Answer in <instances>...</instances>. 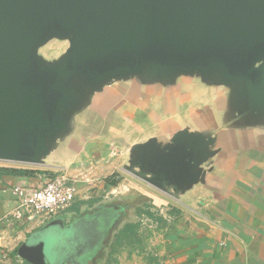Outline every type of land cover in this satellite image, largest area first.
I'll list each match as a JSON object with an SVG mask.
<instances>
[{"label":"water","instance_id":"obj_1","mask_svg":"<svg viewBox=\"0 0 264 264\" xmlns=\"http://www.w3.org/2000/svg\"><path fill=\"white\" fill-rule=\"evenodd\" d=\"M54 39L68 47L46 60L39 50ZM180 77L228 90V126L263 128L264 0H0V162L43 166L107 86ZM215 144L214 130L184 128L128 147L123 169L178 201L205 184ZM74 225L65 256L81 247ZM50 227L18 258L49 264L47 246L60 244Z\"/></svg>","mask_w":264,"mask_h":264},{"label":"crops","instance_id":"obj_2","mask_svg":"<svg viewBox=\"0 0 264 264\" xmlns=\"http://www.w3.org/2000/svg\"><path fill=\"white\" fill-rule=\"evenodd\" d=\"M227 97L226 88L207 86L196 77H180L171 86L135 79L107 86L75 117L74 129L43 168L53 174L63 170L79 181L87 178L102 188L112 175L122 182L126 178L128 147L151 137L166 141L184 128L214 130L218 153L205 184L178 201L165 194V201L158 194L151 197L154 204L176 206L175 201L184 211L174 217L159 256H167L165 264H264V127L228 126ZM31 179L0 172V264H12L9 257L42 226L1 221L16 206L12 190L32 191ZM88 189L82 184L73 206L90 202L84 200Z\"/></svg>","mask_w":264,"mask_h":264},{"label":"rangeland","instance_id":"obj_3","mask_svg":"<svg viewBox=\"0 0 264 264\" xmlns=\"http://www.w3.org/2000/svg\"><path fill=\"white\" fill-rule=\"evenodd\" d=\"M67 47V41L54 39L44 45L39 50V54L46 60H54L58 59L65 52ZM0 168L26 170L34 173L33 176L30 177L32 178L31 183H33V187L54 175L53 172L43 168V166L0 162ZM100 185L102 184H97L92 188L93 190L91 189L92 191L90 190L89 193L87 192L85 194V196L90 195L91 199L88 200L90 202L77 203L75 206L68 208L65 212L44 224H49L51 226V232L48 233V235L52 236L53 239L56 235L60 242V244H56V246L53 247H49V245L47 246L46 259L48 263L61 264L66 260L71 259L74 264H78L87 258V254L94 249L103 234V228L102 225H100L101 222L99 220L100 216L97 214L89 215L70 222L69 225L75 223V236L79 237V242L81 243V247L76 251L74 250V254L70 256L69 254L67 256L64 255V248H67L69 245L68 243L75 240L74 232H72L71 229L66 230L65 228L69 225L65 226L63 225V222L66 221V223H69L72 216L75 217L87 211L92 212L94 207H98V205L105 203H120L119 205L122 208H125L126 211L118 227L113 232V236L110 238L107 248L103 251L102 257L97 260L98 264H104L106 262L107 264L167 263V256L165 254L159 256V252L160 249L165 246L166 236L169 233L168 231L170 230L172 221L175 219L174 217L176 215L180 216L184 213L180 208L181 206L175 201H172V203H175L176 206L170 204H154L156 201L151 198L154 197L152 195H160L162 201L169 198H166L163 193H159L156 190L149 188V186L138 181V179L129 174L126 175L123 182L120 181L116 186L107 187L105 184V186L100 188ZM141 196L148 198L142 208L151 213L152 218L137 212L136 206L138 204L140 206L141 201H139V197ZM170 212L173 213L172 217L169 215ZM154 218L159 220L152 221ZM127 223L133 224L134 229L132 233H127L125 236L118 234ZM45 239L47 238L45 237ZM17 249L15 250L16 253L14 251L13 257H9L10 262L12 264H26L22 259L14 258L17 254Z\"/></svg>","mask_w":264,"mask_h":264},{"label":"built area","instance_id":"obj_4","mask_svg":"<svg viewBox=\"0 0 264 264\" xmlns=\"http://www.w3.org/2000/svg\"><path fill=\"white\" fill-rule=\"evenodd\" d=\"M93 183L87 178L79 181L66 175L63 170H58L52 177L36 185L32 191L15 187L12 191L17 197L16 206L1 221L6 224L21 222L44 225L76 203L82 184L89 187L86 191L89 193L95 187ZM90 199V195L84 196V200ZM0 247L2 248L1 244Z\"/></svg>","mask_w":264,"mask_h":264},{"label":"flooded vegetation","instance_id":"obj_5","mask_svg":"<svg viewBox=\"0 0 264 264\" xmlns=\"http://www.w3.org/2000/svg\"><path fill=\"white\" fill-rule=\"evenodd\" d=\"M120 203H105L102 205H98V207H94L91 211H83L85 213H81V215L71 217L69 223H66L64 221L63 225L68 226L70 222L76 221L79 218H83L84 216L89 215H99L100 217V225H102L103 228V234L99 240V242L96 244L93 250H91L87 254V258L83 261H81L78 264H98L97 260L102 257L103 251L107 248L108 242L110 238L113 236V232L118 227L122 217L125 215V208H122ZM50 264V263H49ZM59 264V263H57ZM61 264H66V262H63ZM69 264H74L69 263Z\"/></svg>","mask_w":264,"mask_h":264},{"label":"trees","instance_id":"obj_6","mask_svg":"<svg viewBox=\"0 0 264 264\" xmlns=\"http://www.w3.org/2000/svg\"><path fill=\"white\" fill-rule=\"evenodd\" d=\"M1 171L4 172L7 175H10V176H21V175H25V176L31 177L34 174V173L30 172V171L17 170V169H0V172ZM120 181H121V177L119 175H112L111 177H108L107 179H105V182L104 183H106V186L107 187H110V186L113 187V186H116V184H118ZM139 198H140L139 201H141V204H140V206H139V204L136 206L137 212L139 214H145L148 217H152V214L151 213L145 211L142 208L143 205H145V203L148 200V198L147 197H144V196H141ZM133 229H134L133 224L132 223H127L126 225H124L122 231H119L118 232V234L123 235V236H125L127 233L128 234H131L132 231H133ZM117 240H118V238H117ZM15 253H16V251H15ZM104 264H107V262L104 263Z\"/></svg>","mask_w":264,"mask_h":264}]
</instances>
